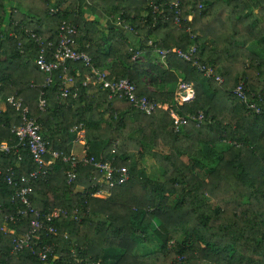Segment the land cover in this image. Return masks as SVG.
<instances>
[{
	"label": "trees",
	"instance_id": "1",
	"mask_svg": "<svg viewBox=\"0 0 264 264\" xmlns=\"http://www.w3.org/2000/svg\"><path fill=\"white\" fill-rule=\"evenodd\" d=\"M107 18L111 24L102 22ZM63 21L77 26L76 46L95 68L109 79L129 78L139 95L169 103L178 76L191 82L194 99L175 109L181 115L202 112L203 118L176 131L164 109L147 115L124 98H108L92 79L83 85L91 75L83 62L68 61L45 83L35 62L39 46L25 30L56 43ZM149 40L161 49L196 44L198 63L213 67L223 83L174 52L163 62ZM251 42L259 52L247 48ZM6 46L0 142L17 140L11 132L17 113L6 102L12 95L28 106L49 149L73 151L71 129L82 123L85 154L126 166L130 177L108 187L98 181L101 172L82 164L68 183L70 164L54 160L32 181L28 199L40 215L64 211L53 221L56 233L41 229L30 247L12 253L13 238L28 230L31 215L18 214L24 205L3 177L8 167L19 176L36 164L24 148L20 163L15 154H0V227L14 231L0 230V264H169L177 255L184 257L181 264H264V0H0V53ZM137 51L141 57L133 58ZM64 75L72 77L74 96L60 95ZM238 84L261 114L232 92ZM146 155L163 180L147 175ZM99 189L105 197L93 195ZM11 215L16 221L7 219ZM44 244L51 250L41 260Z\"/></svg>",
	"mask_w": 264,
	"mask_h": 264
},
{
	"label": "built area",
	"instance_id": "2",
	"mask_svg": "<svg viewBox=\"0 0 264 264\" xmlns=\"http://www.w3.org/2000/svg\"><path fill=\"white\" fill-rule=\"evenodd\" d=\"M175 6V22H179V9L178 4L173 3ZM202 1L199 2L198 8H202ZM156 7V6H155ZM191 18V16H190ZM117 24H120V20H117ZM125 29H131L128 24L124 25ZM28 36L33 39L39 46V53L36 58V65L38 70L46 74L45 83L51 81V74L54 70L60 67L66 69V63L83 62L90 67L91 75L87 76L83 85L88 83L92 79L93 84H99L104 90L107 91L108 98H124L128 100L131 105L149 115L156 109H164L168 111L173 119L174 129L178 131L182 126L186 125L190 120L198 122L203 118V113L198 114L188 113L187 115L179 114L175 107L192 101L195 97V90L191 82L185 81L182 77L178 78L177 85L174 90L173 100L169 103H161L159 101L151 100L145 95H139L137 93V85L127 77L121 78H108V73L104 70L95 68L92 64L91 57L82 49L76 46L75 38L78 31L77 26L72 22L63 21L58 27V39L56 43L53 41H44L41 36H38L32 31L25 30ZM195 35H191L194 37ZM20 42V44H22ZM150 45L152 41L148 42ZM154 50L159 54L161 60L164 62V57L169 52H174L178 57L184 59L187 62H192L200 71L204 73L206 77L212 78L217 83H223L224 79L221 75L215 74L214 68L211 66H205L198 63V50L196 44L190 45L186 50H182L176 47L171 49H161L155 44ZM50 50V55L48 54ZM140 58L141 54L137 51L133 58ZM77 73V71H76ZM72 77L64 75V80L61 87V97L67 98L74 96L71 90ZM232 92L238 97L241 103H243L248 109L254 110L255 113L261 114L262 109L257 101L247 94L242 84L236 85ZM42 94V93H41ZM6 102L10 104L17 113V121L11 128V132L17 139L16 142L9 143L8 141L0 142V154H15L20 163L22 156L19 153L20 148L26 149L32 160L36 164V168L27 174H21L17 176L16 170L13 167H8L3 177L4 182L15 188L13 199L21 202L24 205L23 209H19L18 214L26 215L30 214L28 230L20 235H16L13 238L12 253H17L24 248L31 246V241L34 238L40 236L39 230L44 229L47 233L55 234L56 229L53 225L55 218L61 214L64 215V211L61 208L52 210L51 212L40 215L31 205L28 199L29 193L32 191L31 183L33 180L41 177L46 173V167L50 165L54 160L60 158L61 160L68 162L70 168L66 172L68 183L72 182L76 178V168L78 165H91L102 173V176L98 178L101 184H107L108 187H113L116 184L126 182L130 173L126 166L115 167L111 160L99 156H87L85 154V148L81 154H77L71 151L69 154L63 150H51L48 148L46 140L41 135L40 125L37 123L36 118L29 115V108L23 103L19 97L8 96ZM45 106V100L39 97V107ZM3 112V108L0 106V114ZM76 131V138L85 142L84 140V127L80 123L74 125L71 129ZM49 154V158L46 159L45 155ZM104 194L100 189L93 195L102 197ZM9 221H16L17 216L11 215L7 218ZM77 219V217H76ZM0 230L14 233L12 229H6L4 226L0 227ZM51 250L50 244H44L38 251V256L41 260H45L47 253ZM183 258L177 255L174 260L169 264H181ZM89 264H95L90 260H87ZM98 264V263H96Z\"/></svg>",
	"mask_w": 264,
	"mask_h": 264
},
{
	"label": "rangeland",
	"instance_id": "3",
	"mask_svg": "<svg viewBox=\"0 0 264 264\" xmlns=\"http://www.w3.org/2000/svg\"><path fill=\"white\" fill-rule=\"evenodd\" d=\"M250 44H252V43H250ZM254 48H255V46H254ZM184 160H187V159L184 158ZM144 165H145V169H146L147 175L150 178L157 179V180H163V172H162V170L159 168V166L156 164L155 160L151 156H148V155L145 156V164ZM207 174L208 173H207V171L204 168H201L199 170V175L203 179H206ZM177 239L180 240L181 238L179 237Z\"/></svg>",
	"mask_w": 264,
	"mask_h": 264
},
{
	"label": "crops",
	"instance_id": "4",
	"mask_svg": "<svg viewBox=\"0 0 264 264\" xmlns=\"http://www.w3.org/2000/svg\"><path fill=\"white\" fill-rule=\"evenodd\" d=\"M102 22H104V23H107V24H111V20L110 19H105V21L104 20H102ZM252 44H248L247 45V48H249L251 51H253V52H259V50L257 49V47L254 45V42H251ZM254 46H255V48H254ZM1 52L2 53H0V61H3V60H5V58H6V55L5 54H8L9 53V49H8V47L6 46L5 48H4V50H1ZM3 52H6L5 54H3ZM178 77H180V76H178ZM147 87L151 90V89H153V87L151 86V85H147ZM167 88V86L164 88V89H166ZM162 103V102H161ZM0 106L2 107V108H4V105H3V102L1 101L0 102ZM77 137V136H76ZM84 148H85V142L83 143V142H81V141H79L77 138H75V140H74V143H73V148H72V150L75 152V153H77V154H81L82 152H83V150H84ZM106 196V194L104 193L103 194V196L102 197H105ZM101 197V196H100Z\"/></svg>",
	"mask_w": 264,
	"mask_h": 264
}]
</instances>
